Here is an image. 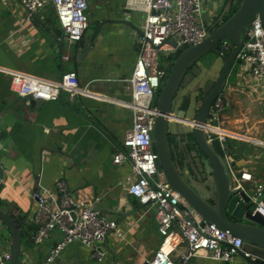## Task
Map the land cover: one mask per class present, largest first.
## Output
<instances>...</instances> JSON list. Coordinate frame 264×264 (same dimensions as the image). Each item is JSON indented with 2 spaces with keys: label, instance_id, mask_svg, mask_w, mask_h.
Segmentation results:
<instances>
[{
  "label": "crops",
  "instance_id": "0c3cea01",
  "mask_svg": "<svg viewBox=\"0 0 264 264\" xmlns=\"http://www.w3.org/2000/svg\"><path fill=\"white\" fill-rule=\"evenodd\" d=\"M210 1L205 0L204 8ZM87 2L91 22L98 25V33L87 37V31L80 42L70 44L65 39L58 40L62 30L52 6L48 15L37 16L34 22L27 23L18 0H10L8 5L0 1V72L6 75L2 77L0 91V161L7 169L0 200L6 203L11 214L26 217L22 250L30 258L25 261L27 264H42L60 239L56 235L40 247H34L29 240L37 229L33 219L36 212L33 192H54L60 179L68 182L77 200L100 198V214L117 222L124 238L112 233L107 240L109 249L118 255V264H145L162 240L155 212L146 214V209L128 193L131 164L115 166L112 163L114 153L121 148L127 131L133 126V112L122 104L132 100L128 80L136 63L137 39L141 37L139 31L143 32L145 18L138 13L125 16L126 0ZM230 4L231 1L221 15L214 14L211 24L220 20ZM218 6L214 9H219ZM54 19L56 23L52 24ZM9 71L49 81H59L64 74L75 72L81 87H87L91 95L71 101L65 92L58 100L33 111L30 101L19 99L11 91ZM224 94L227 102L224 125L226 115H233L239 103L259 105L264 115L260 88L243 70L237 84L227 85ZM229 123L242 122L231 119ZM255 139L264 141V137ZM240 142L245 147L236 149L233 166L237 171H249L264 184V145L257 146L245 139ZM186 165L192 166L189 155ZM195 186L202 188L201 183ZM244 187L253 188L250 183ZM0 232L5 235L0 245L4 247L0 250L12 253V246L8 247L11 245L9 232L1 220ZM202 255L201 261L206 264H248L242 255L230 263L214 262L206 253ZM55 264L96 263L90 259V249L73 244ZM102 264H114L113 257L108 255Z\"/></svg>",
  "mask_w": 264,
  "mask_h": 264
},
{
  "label": "built area",
  "instance_id": "2783aa9c",
  "mask_svg": "<svg viewBox=\"0 0 264 264\" xmlns=\"http://www.w3.org/2000/svg\"><path fill=\"white\" fill-rule=\"evenodd\" d=\"M0 1L8 5L10 0ZM18 1L24 8L27 23L34 22L38 12L52 6L62 30L59 41L65 39L70 44L77 43L90 27L87 0ZM132 13L143 14L145 18L136 63L128 80L132 100L122 104L133 112V126L127 131L121 148L114 153L112 163L115 166L126 162L131 164L128 193L140 202L146 214L151 210L155 212L162 240L158 250L146 259L145 264H206L201 261L202 253L214 262H233L237 255H241L243 240L206 222L171 187L164 174L159 172L158 154L154 149V129L159 116L157 94L168 77L167 70L160 66L161 54L177 52L178 47L190 48L201 44L213 28L222 24V20L213 24L207 22L203 0H126L125 16ZM232 50L233 45L227 40L219 44L220 56H229ZM236 65L260 88L264 99V25L260 19H256L249 28ZM9 75L11 91L22 99L30 96L34 101L48 103L58 100L65 92L71 101L91 95L87 87H81L75 72L64 74L59 81H49L20 71H9ZM226 106V95L222 91L211 108L204 128L209 142L218 139L227 152L231 151L227 159L234 165L235 153L227 145L228 141L244 139L235 137L233 134L236 133L222 127L221 118ZM171 122L179 120L171 117ZM247 140L255 145H264L262 140ZM232 174L234 191L244 187L245 183L252 184L254 214L260 213L264 217V184L247 170L237 171L235 166ZM32 199L36 205L33 219L37 229L29 238L30 243L40 247L54 236H60L42 264H55L73 244L90 249V259L102 264L109 255L105 247L108 236L115 233L118 238H124L117 222L98 211L100 198L94 201L77 200L65 179L57 181L54 192H33ZM22 253L18 264H27L25 261L30 258L23 250ZM242 254L244 259L251 258L247 252ZM11 255L10 251L0 250V264H9Z\"/></svg>",
  "mask_w": 264,
  "mask_h": 264
},
{
  "label": "water",
  "instance_id": "95a60500",
  "mask_svg": "<svg viewBox=\"0 0 264 264\" xmlns=\"http://www.w3.org/2000/svg\"><path fill=\"white\" fill-rule=\"evenodd\" d=\"M256 19H260L264 25V0H242L238 12L230 20L213 28L201 44L190 48H177L179 56L158 96L159 116L156 118L154 129V149L158 154L159 172L164 174L171 187L180 193L206 222L215 224L222 231L230 232L233 236L243 240L240 252L241 255H243L242 252L251 255V258L245 259L248 264H264V217L260 213L254 214L250 189L242 187L233 190V165L227 159L231 151L227 152L218 139L209 142L204 127L207 126L215 100L230 84L228 78L231 76L236 58L246 41L249 28ZM126 23L133 26L129 22ZM139 33L143 35L142 31ZM225 40L232 43L233 51L229 56H221L224 62L222 71L215 82L205 86L203 100L196 107L194 120L186 118L187 112L192 110L189 97L183 98L179 112L174 113V116L173 105L180 86L182 84L186 86L192 80V76L197 74L194 68L195 63L210 52L220 56L217 48ZM190 69H193V72L186 77ZM24 100L30 101V109L33 111H38L45 105L44 101H34L30 96ZM171 117L179 120L176 123L178 126H188L191 129L189 135L194 140L196 149L201 157H206L204 162L196 158L198 155L196 150L189 154V164L197 170V179L201 183V189L187 182L186 177L189 174L173 160L168 137ZM232 152L235 153L233 150ZM6 171L5 164L0 161V191L5 188L3 181L6 178ZM0 220L11 239L9 243L12 246V255L9 264H18L23 255V228L15 222L10 209L1 203ZM2 239L5 240L4 234H0V241ZM105 247L108 254L113 257L114 264H118V255L109 249L108 240Z\"/></svg>",
  "mask_w": 264,
  "mask_h": 264
},
{
  "label": "rangeland",
  "instance_id": "374dc122",
  "mask_svg": "<svg viewBox=\"0 0 264 264\" xmlns=\"http://www.w3.org/2000/svg\"><path fill=\"white\" fill-rule=\"evenodd\" d=\"M230 1H233V7H236L237 4H239L240 2V0H211L208 4H206L207 6L206 8H204V11L206 10L205 15L207 16V19H206L207 22L211 23V20H213L214 14L216 16L221 15L225 6ZM203 2H204L203 3V6H204L205 0H203ZM216 4L219 5L218 6L219 9L217 10L214 9ZM51 8H52L51 6H48L43 11L38 12L37 16H40L42 18L43 16L48 15V13L51 12L52 10ZM22 10H24V8ZM89 12L90 11L88 10V15L90 19V27L87 30L88 31L87 37H89L91 33L95 35L98 33V25L93 24V22H91L92 16H91V12L90 13ZM142 15L140 14V16ZM54 23H56L55 19L52 21V24ZM139 39H137V41H139ZM139 43L140 42H138V45ZM230 54L231 52L229 53V55ZM177 55H178V52H163L160 56V66L166 69L169 74L171 72L174 62L177 59L176 58ZM223 63L224 62H223L222 57L212 52L200 58L194 67L195 70H197V74L192 76V80L188 82L186 86H181L176 96V99L173 105V113L178 114L179 107L181 106V102L183 98L189 97L191 99V109L192 110L187 112L186 118L188 120H194L196 107L203 100L205 86L210 83L215 82L218 79L222 71ZM240 71L241 69L237 65L233 68L231 76L228 78L231 86H235L237 84L239 80ZM192 72H193V69L188 70L186 77L191 75ZM223 92H226V88L224 89ZM159 94L160 92H158L157 95L159 96ZM235 104L236 102H234V105ZM258 106L259 105L253 106L247 103H243V104L239 103L238 105L236 104V108H235L233 115L230 114L229 116H227L225 114L226 117H228V118H225L226 129L233 133L243 135L248 138H259L260 139V137H264V122H262L264 121V117H263L264 115L261 113L260 108ZM231 119H234V121L235 119L240 120L242 123L232 125L231 123H229ZM190 132H191V129L188 126H182V125L178 126L175 122H171L169 124L168 137L170 141V147H171L173 159L183 171H186V169L190 171V176H187L186 180L190 184H193L194 181L198 180L197 170L193 166L189 167L187 165L185 169V162L188 158V155L190 154L191 151L196 150V152L198 153L196 157L197 159H202L205 162L206 157H203V156L201 157L200 152L196 149V146L194 145L195 144L194 140L191 139L189 135ZM240 141H243V140L230 139L227 145L231 147L232 150L235 152L236 149H243L245 147V144L241 143ZM260 146H263V145H260ZM176 154L178 155L177 158H176ZM196 166H197V163H196ZM137 203L139 204L140 202L137 201ZM254 206L255 205H253V207ZM2 240L0 241V245H2ZM2 247H4V245Z\"/></svg>",
  "mask_w": 264,
  "mask_h": 264
},
{
  "label": "trees",
  "instance_id": "16d2710c",
  "mask_svg": "<svg viewBox=\"0 0 264 264\" xmlns=\"http://www.w3.org/2000/svg\"><path fill=\"white\" fill-rule=\"evenodd\" d=\"M241 3H242V0H240L239 4H237L236 7H233V3L230 4L228 11L224 14V16L222 18V23L230 20L238 12ZM178 56H179V54L176 56V58H178ZM5 76L6 75L3 72H0V91L2 89V81L1 80H2V77L5 78ZM168 76H169V73H168ZM0 98H1V96H0ZM18 98L20 99V97H18ZM169 143H170V141H169ZM241 143H243V142H241ZM0 203L6 206L5 202L0 201ZM12 215H13V217L15 219V222L19 225V227L20 228H24L25 225H26V217L21 216V215H15L14 213H12ZM25 233H27V232H25Z\"/></svg>",
  "mask_w": 264,
  "mask_h": 264
},
{
  "label": "bare ground",
  "instance_id": "6f19581e",
  "mask_svg": "<svg viewBox=\"0 0 264 264\" xmlns=\"http://www.w3.org/2000/svg\"><path fill=\"white\" fill-rule=\"evenodd\" d=\"M182 121V120H181ZM182 122H185V123H187V121H182ZM221 125H222V127L223 128H225L226 129V127H225V125H224V115H222V118H221ZM235 137H237V138H240V139H249L248 137H245V136H243V135H239V134H233ZM255 139V138H254Z\"/></svg>",
  "mask_w": 264,
  "mask_h": 264
},
{
  "label": "flooded vegetation",
  "instance_id": "af4514ba",
  "mask_svg": "<svg viewBox=\"0 0 264 264\" xmlns=\"http://www.w3.org/2000/svg\"><path fill=\"white\" fill-rule=\"evenodd\" d=\"M219 47V46H218ZM218 49V48H217ZM197 63V62H196ZM196 63H195V65H196ZM195 65H194V67H195ZM182 86V85H181ZM181 86H180V88H181ZM176 158H177V156H176ZM189 175L188 176H190V172L188 173ZM188 182V181H187ZM189 183V182H188ZM190 184V183H189ZM195 184H200L198 181H194V183H193V186L194 187H196L195 186ZM192 185V184H191Z\"/></svg>",
  "mask_w": 264,
  "mask_h": 264
},
{
  "label": "clouds",
  "instance_id": "9594fccd",
  "mask_svg": "<svg viewBox=\"0 0 264 264\" xmlns=\"http://www.w3.org/2000/svg\"><path fill=\"white\" fill-rule=\"evenodd\" d=\"M233 51V50H232ZM21 98V97H20Z\"/></svg>",
  "mask_w": 264,
  "mask_h": 264
}]
</instances>
